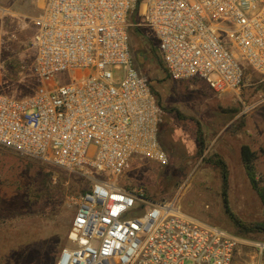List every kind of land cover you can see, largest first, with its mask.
Wrapping results in <instances>:
<instances>
[{"label":"built area","instance_id":"1","mask_svg":"<svg viewBox=\"0 0 264 264\" xmlns=\"http://www.w3.org/2000/svg\"><path fill=\"white\" fill-rule=\"evenodd\" d=\"M34 22L40 84L20 97L0 91V144L92 178L54 264H234L233 232L121 181L136 158L169 160L131 30L155 40L172 79L237 91L250 70L264 78V0H46Z\"/></svg>","mask_w":264,"mask_h":264},{"label":"rangeland","instance_id":"2","mask_svg":"<svg viewBox=\"0 0 264 264\" xmlns=\"http://www.w3.org/2000/svg\"><path fill=\"white\" fill-rule=\"evenodd\" d=\"M45 4L0 0L1 92L20 97L40 84L31 65L34 20ZM131 32L137 65L162 106L160 142L169 160L162 164L136 158L121 181L142 186L150 197L174 199L191 217L233 232L241 241L234 264H264V251L255 245L264 243V229L259 227L264 224V78L250 70L240 90L226 92H217L200 78L172 79L154 54V42ZM112 70L121 75L124 69ZM85 73L86 68L70 72L74 78ZM67 80L65 72L59 83ZM244 144L255 154L257 187L241 157ZM91 183L81 171L0 144V264H54L68 244L77 198ZM223 190L239 224L226 212Z\"/></svg>","mask_w":264,"mask_h":264},{"label":"trees","instance_id":"3","mask_svg":"<svg viewBox=\"0 0 264 264\" xmlns=\"http://www.w3.org/2000/svg\"><path fill=\"white\" fill-rule=\"evenodd\" d=\"M142 1L143 0H139V2H142ZM132 30H134L135 33L137 32V33L141 34V29H139L138 27H135ZM147 39H150V40H152L154 42V44H155V47H154L155 49L153 50L154 51V54H155L156 58L158 60H160V65L163 66V63H162L161 58H160V55H159V53L157 51V47H156L155 40L152 39V38H150V37H147ZM241 157H242V160L244 162L245 169H246V172L248 174V177L250 178V181L252 182V184L255 187H257V181H256V175H255V166H254V157H255V154H254V152L252 151V149H251V147L249 145L244 144V145L241 146ZM260 194H261V196L264 199V194H263L262 191H260ZM222 198H223V203H224L226 212L230 215V217L233 220H235L236 223H238L237 219H235L233 213L230 211V207H229V203H228V198H227L226 190H223ZM259 227L262 228V229H264V224L263 225H260Z\"/></svg>","mask_w":264,"mask_h":264}]
</instances>
